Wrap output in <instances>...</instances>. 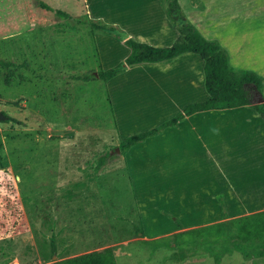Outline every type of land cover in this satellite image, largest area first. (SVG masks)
<instances>
[{
  "label": "rangeland",
  "instance_id": "374dc122",
  "mask_svg": "<svg viewBox=\"0 0 264 264\" xmlns=\"http://www.w3.org/2000/svg\"><path fill=\"white\" fill-rule=\"evenodd\" d=\"M120 1L130 10L142 0L98 3ZM86 11L84 0H0V60L8 63L0 65V111L8 116L0 119V264H59L107 247L118 264H264V257L246 259L226 248L218 260L214 246L175 244L181 232L237 217L197 223L167 211L154 216L156 201L146 194L141 216L142 194L117 148L148 123L123 126L107 82L98 77L130 48L116 33L97 30ZM93 11L112 15L109 8ZM256 54L250 60L243 53L241 61L256 62L264 49ZM246 88L254 101L255 85Z\"/></svg>",
  "mask_w": 264,
  "mask_h": 264
},
{
  "label": "crops",
  "instance_id": "0c3cea01",
  "mask_svg": "<svg viewBox=\"0 0 264 264\" xmlns=\"http://www.w3.org/2000/svg\"><path fill=\"white\" fill-rule=\"evenodd\" d=\"M84 1L89 19L118 26L137 41L166 47L179 36L164 0H142L130 10L123 8V1L107 6L99 0ZM179 1L197 31L217 42L224 58L230 55L226 66L235 73H229L259 77L264 97V54L247 66L241 61L243 53L250 54L251 60L257 57V50L264 49V0ZM101 7L112 10V15L93 11ZM196 54L186 52L168 62L135 64L107 81L123 126L148 123L129 135L157 126L189 103L209 98L201 75L204 60ZM242 69L246 71L236 73ZM124 157L133 187L142 194L138 197L142 217L145 194L156 201L154 216L167 211L181 222L195 218L199 223L207 217H239L264 210V119L251 105L186 115L126 147ZM167 200L169 208L161 204Z\"/></svg>",
  "mask_w": 264,
  "mask_h": 264
},
{
  "label": "trees",
  "instance_id": "16d2710c",
  "mask_svg": "<svg viewBox=\"0 0 264 264\" xmlns=\"http://www.w3.org/2000/svg\"><path fill=\"white\" fill-rule=\"evenodd\" d=\"M167 14L177 28L179 36L171 46L156 47L137 41L120 27L107 24L103 20L90 19L97 29L107 33H116L131 49L126 59L112 67L101 68L98 77L108 81L124 72L130 65L141 63L168 62L186 53H198L204 60L205 88L209 98L187 104L182 111L155 127L134 133L122 139L120 149L124 152L129 145L144 139L161 128L171 125L179 119L196 111L207 109H227L242 105H251L264 119V102L252 103L246 84L252 83L261 91L262 82L251 73L232 75L229 73L224 53L220 45L203 37L186 17L179 0H164ZM61 13V12H60ZM67 15L66 13H63ZM0 60V65H7ZM110 153L100 156L96 169L100 170L107 162ZM214 246L215 255H221L220 249H230L241 253L246 259L264 257V210L251 215L239 216L230 221L208 225L195 231H184L176 235L175 244L182 248L186 244ZM169 246L159 242L158 246ZM59 264H117L112 248L94 250L65 259Z\"/></svg>",
  "mask_w": 264,
  "mask_h": 264
},
{
  "label": "water",
  "instance_id": "95a60500",
  "mask_svg": "<svg viewBox=\"0 0 264 264\" xmlns=\"http://www.w3.org/2000/svg\"><path fill=\"white\" fill-rule=\"evenodd\" d=\"M255 95H256V98L253 101L254 103L264 102V97H263L261 91H259L256 87H255ZM0 119H8V116L0 111ZM117 150L119 151L120 148H117Z\"/></svg>",
  "mask_w": 264,
  "mask_h": 264
}]
</instances>
